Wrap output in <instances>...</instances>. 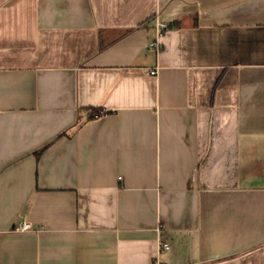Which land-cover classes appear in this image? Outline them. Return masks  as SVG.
<instances>
[{"label":"crops","instance_id":"1","mask_svg":"<svg viewBox=\"0 0 264 264\" xmlns=\"http://www.w3.org/2000/svg\"><path fill=\"white\" fill-rule=\"evenodd\" d=\"M156 261L264 264V0H0V264Z\"/></svg>","mask_w":264,"mask_h":264},{"label":"built area","instance_id":"2","mask_svg":"<svg viewBox=\"0 0 264 264\" xmlns=\"http://www.w3.org/2000/svg\"><path fill=\"white\" fill-rule=\"evenodd\" d=\"M166 26H167V24H166L165 22H162V23L159 24V28H158V34H159V35L162 34V32H163L162 30H163ZM151 44H152L153 46H155L156 48H159V47H160L158 41H153ZM150 72H151V73H156V69H152ZM29 227H31L30 222H28V221H23V222H22V225H21L20 228L25 229V228H29ZM162 247H163V245L161 244V249H162ZM156 264H164V263H162V262H160V261H156Z\"/></svg>","mask_w":264,"mask_h":264},{"label":"trees","instance_id":"3","mask_svg":"<svg viewBox=\"0 0 264 264\" xmlns=\"http://www.w3.org/2000/svg\"><path fill=\"white\" fill-rule=\"evenodd\" d=\"M219 82H220V78H219V80L215 84L213 93L215 92L216 86L219 84ZM99 114H100V109H98V108H93L92 109V113H91V116L92 117H95L96 115H99Z\"/></svg>","mask_w":264,"mask_h":264}]
</instances>
